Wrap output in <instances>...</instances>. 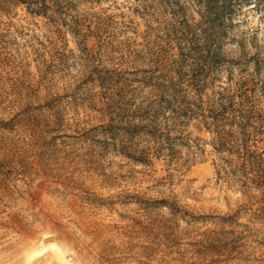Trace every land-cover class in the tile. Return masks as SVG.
Here are the masks:
<instances>
[{
    "label": "rangeland",
    "instance_id": "374dc122",
    "mask_svg": "<svg viewBox=\"0 0 264 264\" xmlns=\"http://www.w3.org/2000/svg\"><path fill=\"white\" fill-rule=\"evenodd\" d=\"M247 110L264 0H0V264H264L213 166Z\"/></svg>",
    "mask_w": 264,
    "mask_h": 264
},
{
    "label": "trees",
    "instance_id": "16d2710c",
    "mask_svg": "<svg viewBox=\"0 0 264 264\" xmlns=\"http://www.w3.org/2000/svg\"><path fill=\"white\" fill-rule=\"evenodd\" d=\"M225 121L229 126L212 130L217 181L239 192L247 206H259L253 217L260 218L264 216V118L247 110L232 113Z\"/></svg>",
    "mask_w": 264,
    "mask_h": 264
}]
</instances>
